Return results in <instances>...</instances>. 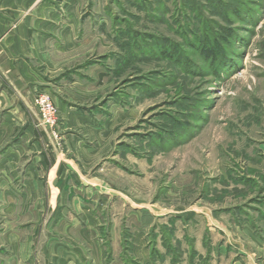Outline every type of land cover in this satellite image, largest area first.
<instances>
[{
  "label": "rangeland",
  "instance_id": "1",
  "mask_svg": "<svg viewBox=\"0 0 264 264\" xmlns=\"http://www.w3.org/2000/svg\"><path fill=\"white\" fill-rule=\"evenodd\" d=\"M6 2L0 264H264V0Z\"/></svg>",
  "mask_w": 264,
  "mask_h": 264
},
{
  "label": "crops",
  "instance_id": "2",
  "mask_svg": "<svg viewBox=\"0 0 264 264\" xmlns=\"http://www.w3.org/2000/svg\"><path fill=\"white\" fill-rule=\"evenodd\" d=\"M2 10L6 12L10 10L7 7L6 0H0V13H3ZM12 22L9 20L7 16H0V86L5 89L7 88L6 83L11 80L20 81L18 79H22L26 75L31 76L32 69H29V64L25 59V55L27 54V48H29V44L27 40V24L22 23L18 30L11 29ZM27 66L29 68H27ZM30 70V71H29ZM30 72V73H29ZM22 81V80H21ZM1 88V89H2ZM7 94L3 91L0 95V107L2 104L9 106V97H6ZM9 103V104H8ZM13 104V102L11 103ZM13 106V105H12ZM5 122L9 124L11 121L9 117L6 118ZM36 182L37 187L41 188V180H40V171H36ZM15 177V174H13Z\"/></svg>",
  "mask_w": 264,
  "mask_h": 264
},
{
  "label": "built area",
  "instance_id": "3",
  "mask_svg": "<svg viewBox=\"0 0 264 264\" xmlns=\"http://www.w3.org/2000/svg\"><path fill=\"white\" fill-rule=\"evenodd\" d=\"M40 106L41 117L49 126H53L58 121V109L57 106L46 96L39 97L37 101Z\"/></svg>",
  "mask_w": 264,
  "mask_h": 264
},
{
  "label": "trees",
  "instance_id": "4",
  "mask_svg": "<svg viewBox=\"0 0 264 264\" xmlns=\"http://www.w3.org/2000/svg\"><path fill=\"white\" fill-rule=\"evenodd\" d=\"M204 52H206L207 56H211V55H213V51H204ZM167 55H168V54H167Z\"/></svg>",
  "mask_w": 264,
  "mask_h": 264
}]
</instances>
